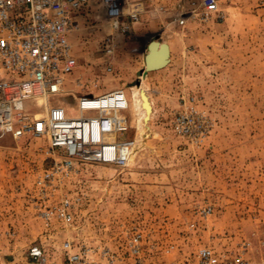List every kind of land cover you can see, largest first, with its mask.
Wrapping results in <instances>:
<instances>
[{
    "label": "rangeland",
    "instance_id": "374dc122",
    "mask_svg": "<svg viewBox=\"0 0 264 264\" xmlns=\"http://www.w3.org/2000/svg\"><path fill=\"white\" fill-rule=\"evenodd\" d=\"M187 1L199 0L163 4L186 10ZM79 21L69 37L76 67L64 76V96L48 98V105L60 101L75 117L76 97L122 89L125 137L136 148L123 168L77 167L61 190L81 197L74 223L52 224L48 241L66 235L118 251L120 232L138 230L147 264L184 260L202 246L234 250L242 241L260 245L264 257V0H221L211 18L181 29L147 6L125 33L97 6ZM151 41L166 45L168 62L142 77ZM189 107L209 128L199 145L171 132L173 116ZM46 147L45 138H0V264H21L25 248L46 234L34 179L61 157ZM207 205L211 214L199 218L196 210Z\"/></svg>",
    "mask_w": 264,
    "mask_h": 264
},
{
    "label": "built area",
    "instance_id": "2783aa9c",
    "mask_svg": "<svg viewBox=\"0 0 264 264\" xmlns=\"http://www.w3.org/2000/svg\"><path fill=\"white\" fill-rule=\"evenodd\" d=\"M156 1L0 0V138H45L46 152L61 154L34 179L42 202L38 218L46 234L43 240L25 248L21 264H147L138 230L120 232L123 241L118 251L66 235L55 243L48 241L52 224L72 227L74 223L81 197L61 190L77 167L123 168L136 148L135 139L125 137L130 126L124 114L127 101L122 89L76 97V117L67 116L60 101L49 106L48 98L64 96V76L70 75L77 64L69 37L78 31L79 19L89 7L97 6L107 21L119 22V31L125 33L139 22L144 6L167 15L168 23L181 29L196 18H211L221 0L187 1L186 10L173 11ZM103 49L105 55L111 54L110 40L106 39ZM41 100L43 104L37 105ZM43 106H47L45 115L35 118L34 113ZM208 129L204 117L192 107L177 112L171 121V132L195 145L206 139ZM211 212L209 205L196 210L199 218ZM168 264H264V257L260 245L242 241L234 250L202 246L189 258Z\"/></svg>",
    "mask_w": 264,
    "mask_h": 264
},
{
    "label": "water",
    "instance_id": "95a60500",
    "mask_svg": "<svg viewBox=\"0 0 264 264\" xmlns=\"http://www.w3.org/2000/svg\"><path fill=\"white\" fill-rule=\"evenodd\" d=\"M146 53L143 55V77L147 72L163 68L168 62V49L165 44L151 41L146 46Z\"/></svg>",
    "mask_w": 264,
    "mask_h": 264
},
{
    "label": "bare ground",
    "instance_id": "6f19581e",
    "mask_svg": "<svg viewBox=\"0 0 264 264\" xmlns=\"http://www.w3.org/2000/svg\"><path fill=\"white\" fill-rule=\"evenodd\" d=\"M124 95H125V94H124ZM125 97H126V96H125ZM133 98H134V104H135V107L138 109L139 106H140V99H139V93H138L137 90H134V92H133ZM126 101H127V112H128V100H127V98H126ZM42 109L46 111L45 106H43ZM64 109H65V111H66L67 116H69V115H68V111L66 110L65 107H64ZM75 111H76V110H75ZM76 114H78V113L76 112ZM44 115H45V113H44ZM76 116H77V115H76ZM76 116H75V117H76ZM70 117H71V116H70ZM35 118H37V117L35 116ZM135 145H136V140H135ZM127 164H128V162H127Z\"/></svg>",
    "mask_w": 264,
    "mask_h": 264
},
{
    "label": "crops",
    "instance_id": "0c3cea01",
    "mask_svg": "<svg viewBox=\"0 0 264 264\" xmlns=\"http://www.w3.org/2000/svg\"><path fill=\"white\" fill-rule=\"evenodd\" d=\"M156 2H157L158 4H160V5L165 6L163 3H164V2H168V0H157ZM131 29H132V27H131Z\"/></svg>",
    "mask_w": 264,
    "mask_h": 264
}]
</instances>
